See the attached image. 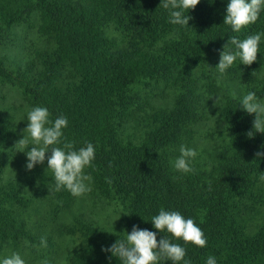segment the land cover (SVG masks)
<instances>
[{"label":"trees","instance_id":"1","mask_svg":"<svg viewBox=\"0 0 264 264\" xmlns=\"http://www.w3.org/2000/svg\"><path fill=\"white\" fill-rule=\"evenodd\" d=\"M160 3L0 0V45L7 27L34 12L40 33L50 40L38 51L37 62L24 67H12L0 52V80L20 86L32 108L48 109L50 120L67 118L58 146L73 142L78 150L93 144L95 158L85 169L100 194L123 208L124 221L122 230L109 229L73 213L69 222L58 223L75 196L63 188L54 191L49 151L43 164L28 170L26 161L19 172L0 179V248L8 243L35 254L41 237L46 247H54V230L77 240L67 264H122L102 248L124 239L136 225L156 232L157 241L166 236L184 247L191 264H206L209 256L217 264H264V157H255L264 152V133L247 136L255 114L241 107L249 91L264 102V36L251 65L237 58L223 76L216 68L230 37L264 33V8L255 23L234 32L223 23L229 0H200L185 12L192 17L187 26L170 23L169 10ZM152 80L172 85L173 101L138 116L136 111L149 102ZM203 80H208L205 92L217 91L223 98V138L209 161L193 159L194 171L182 173L174 168L180 146L189 145L211 103ZM131 121L137 132L131 131ZM14 134L13 125L0 129V163ZM161 208L192 218L206 246L155 229L151 219ZM32 212L40 218L34 220Z\"/></svg>","mask_w":264,"mask_h":264},{"label":"clouds","instance_id":"2","mask_svg":"<svg viewBox=\"0 0 264 264\" xmlns=\"http://www.w3.org/2000/svg\"><path fill=\"white\" fill-rule=\"evenodd\" d=\"M199 2L200 0H161L160 6L169 10L170 23L187 26L192 17L185 15V12L194 9ZM262 8H264V0H229L223 23L230 25L234 32H240L243 27L257 21ZM262 36L264 33L249 35L243 40L235 36L230 37L223 46L219 63L216 65L221 76L237 58L244 65L255 62ZM228 43L234 46V50L227 46ZM241 107L248 114H255L253 130L248 131L247 136L251 138L256 132L264 133V102L258 99L254 91H249L243 96ZM49 116L46 107H33L27 113L29 123L23 130V137L14 146H18L17 151H24L30 143L32 144L28 151H24L28 170L33 169L37 164H43L46 153L50 151L51 154L47 156V168L54 173V191L63 188L74 196H81L91 190L86 181H91L92 177L85 174L84 169L90 166L95 158V148L90 142L78 150L74 149L73 142H65L62 147L58 146L64 135L62 129L67 127L68 120L61 115L52 121ZM179 151L180 155L174 161V168L182 173L193 172L191 162L197 156V151L185 145H181ZM255 157H264V152H256ZM260 179L264 181V175ZM151 222L155 229L160 232L166 230L173 237L183 239L185 243L191 242L198 247L206 246L207 241L202 229L192 218L186 219L178 211L161 208L159 214L152 217ZM126 233L124 239H117L110 247L102 248V251L111 252L122 264H159L162 259L171 261L172 264H179L181 261L183 264H191L190 260H185L186 249L172 243L166 236L157 241L156 232L141 229L136 225H133L130 233ZM40 243L46 247V238L41 237ZM0 264H25V260L19 253L12 252L11 255L3 258ZM44 264L48 262L45 261ZM206 264H217L216 258L209 256Z\"/></svg>","mask_w":264,"mask_h":264},{"label":"rangeland","instance_id":"3","mask_svg":"<svg viewBox=\"0 0 264 264\" xmlns=\"http://www.w3.org/2000/svg\"><path fill=\"white\" fill-rule=\"evenodd\" d=\"M39 14L34 12L26 20L13 23L7 27L8 35L3 39L0 45V52L7 59L12 67H24L28 63L37 62L38 51L47 48L50 40L39 31ZM116 37H119L115 35ZM203 80V90H206V82ZM149 102L136 111L138 116L145 115L144 110H149L153 106L169 105L173 101L175 89L172 85L166 84L160 80H152L147 88ZM211 103L207 105L205 118L196 123L197 128L191 142L186 143V147L194 148L197 156L194 159L209 161V153L215 144H220L223 138V125L219 121V112L223 102L220 93L215 91L210 95L205 92ZM218 98V99H217ZM217 99V101H216ZM216 101V104H215ZM32 109L31 104L23 89L11 82L0 80V129L8 126H15V133L8 142V148L1 158L0 179L4 180L19 172L27 156L24 151H28L32 144L24 151H17L18 146L15 143L23 137V130L27 127V113ZM131 131L137 132V125L134 121L129 124ZM25 135L27 133L25 132ZM215 145V146H214ZM84 173L89 175L84 169ZM90 186V191L81 196H75L71 210L63 214L58 223H65L71 220L73 213L84 214L87 217L97 221L106 228H124L123 208L96 189L93 181H86ZM33 219L40 218L39 212H32ZM119 217V218H118ZM118 218V219H117ZM117 219V220H116ZM52 229L51 227L48 228ZM55 245L53 248L38 246L35 254L29 249L17 250L8 243L0 248V262L3 258L17 252L25 260V264H67L68 258L77 243L75 237L70 235H58L53 230Z\"/></svg>","mask_w":264,"mask_h":264}]
</instances>
